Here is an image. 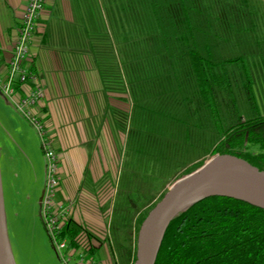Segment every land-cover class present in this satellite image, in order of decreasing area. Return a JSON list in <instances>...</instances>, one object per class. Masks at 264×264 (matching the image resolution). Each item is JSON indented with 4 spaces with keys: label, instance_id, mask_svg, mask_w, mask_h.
<instances>
[{
    "label": "trees",
    "instance_id": "trees-1",
    "mask_svg": "<svg viewBox=\"0 0 264 264\" xmlns=\"http://www.w3.org/2000/svg\"><path fill=\"white\" fill-rule=\"evenodd\" d=\"M53 3L42 40L76 64L89 59L96 94L131 101L129 111L106 102L103 114L126 135L112 225L125 230L133 217L132 242L119 253L134 264L141 221L172 181L214 153L264 169V0H68L71 18ZM60 238L67 254L99 260L103 240L73 216ZM161 241L155 264H264V208L205 196L170 221Z\"/></svg>",
    "mask_w": 264,
    "mask_h": 264
},
{
    "label": "rangeland",
    "instance_id": "rangeland-1",
    "mask_svg": "<svg viewBox=\"0 0 264 264\" xmlns=\"http://www.w3.org/2000/svg\"><path fill=\"white\" fill-rule=\"evenodd\" d=\"M122 96L127 97L125 94L119 95L123 98ZM92 100L95 111L90 114L92 135L87 142L92 153L90 161L83 169L84 190L80 195L84 204L81 211L70 210V215L78 217L77 221L90 229L98 239L103 240L99 260H85L82 250L72 256L68 255L65 249L58 252L51 244L43 219L39 215L38 198L45 178V158L40 136L25 116L17 110L14 111L18 116L13 115L0 99V132L7 133L13 141L10 145L3 143L0 147V167L7 232L17 264H76V260L78 264H87L90 261H93V264H127L119 252L132 242L129 240V233L131 232L132 238L133 217L127 219L125 230L116 228L117 225L114 229L112 225L121 169L125 171L119 144L123 143L124 147L126 135L113 126L109 116L103 114V110L106 102H111L116 108L129 111L131 101L128 98L121 100L114 93H111L107 100L98 93ZM260 102L263 103L264 98L260 99ZM67 145H71V141H68ZM165 179L166 175L157 177L154 182L157 184L156 188L161 186ZM145 194L146 192L144 197ZM98 200L102 203L99 204ZM92 241L99 244L96 239ZM81 258L84 260L80 261Z\"/></svg>",
    "mask_w": 264,
    "mask_h": 264
},
{
    "label": "crops",
    "instance_id": "crops-1",
    "mask_svg": "<svg viewBox=\"0 0 264 264\" xmlns=\"http://www.w3.org/2000/svg\"><path fill=\"white\" fill-rule=\"evenodd\" d=\"M27 0H0V73L5 74L11 57L13 44L17 38L20 16ZM55 0H45L39 16L40 21L30 42L28 66L33 65L35 79L21 83L17 88L18 96L26 94L37 83L42 85L44 96L38 100L32 110L42 117L52 147H56L59 159V199L70 197L72 209L81 211L84 202L80 200L83 193V169L90 161L92 150L87 142L92 135L90 114L95 111L92 97L100 87L99 73L91 68L87 58L79 57L81 66L77 69V60L66 58L60 50L64 49L52 42L42 40V31L46 27L49 12ZM62 16L71 18L70 3L61 0ZM29 69V68H28ZM30 70V69H29ZM18 83V82H17ZM0 99L4 102L3 98ZM10 100V99H9ZM6 107L17 115L13 104ZM12 106V108H11ZM18 116V115H17ZM66 125V126H65ZM65 126V127H64ZM67 128V129H66ZM0 147L3 143L13 142L4 131L0 132ZM71 141V145H67ZM55 144V145H54ZM99 204L102 203L98 200ZM70 215V213H69ZM78 220V217L75 218Z\"/></svg>",
    "mask_w": 264,
    "mask_h": 264
},
{
    "label": "water",
    "instance_id": "water-1",
    "mask_svg": "<svg viewBox=\"0 0 264 264\" xmlns=\"http://www.w3.org/2000/svg\"><path fill=\"white\" fill-rule=\"evenodd\" d=\"M4 102L10 103L0 90ZM232 178L243 186L235 189L213 190L218 180ZM233 182V181H232ZM234 183V182H233ZM44 188L38 198H41ZM212 194L228 195L244 199L264 208V169L252 165L241 156L231 153H214L196 170L172 181L155 205L141 221L137 234L136 259L134 264H155L157 252L170 221L199 199ZM40 215V210H39ZM0 264H17L10 246L5 218L4 190L0 167Z\"/></svg>",
    "mask_w": 264,
    "mask_h": 264
},
{
    "label": "built area",
    "instance_id": "built-area-1",
    "mask_svg": "<svg viewBox=\"0 0 264 264\" xmlns=\"http://www.w3.org/2000/svg\"><path fill=\"white\" fill-rule=\"evenodd\" d=\"M45 5V0H27L24 10L20 16V24L17 30V38L13 44L12 54L8 60V68L5 74L0 73V90L10 99L14 108L25 116L40 136V143L43 147L45 166H44V192L41 198L40 217H42L46 231L52 240L56 251L67 248L65 238H60L61 224L63 219L68 217L72 202L71 198L59 199L57 197L59 186L58 164L59 159L56 150L52 147L46 130V125L42 117L33 110L43 96L44 89L37 83L23 96H18L14 87L15 83H23L27 80H34L35 75L28 69L24 63L30 55V42L38 17ZM69 255V254H68ZM84 260L83 258L80 261ZM87 264H93V261Z\"/></svg>",
    "mask_w": 264,
    "mask_h": 264
},
{
    "label": "bare ground",
    "instance_id": "bare-ground-1",
    "mask_svg": "<svg viewBox=\"0 0 264 264\" xmlns=\"http://www.w3.org/2000/svg\"><path fill=\"white\" fill-rule=\"evenodd\" d=\"M234 183H233V182ZM217 185L213 187V190H226V189H235L237 186L239 187L240 185L243 186L242 182L240 181H235L232 178H225V180H218ZM240 188V187H239Z\"/></svg>",
    "mask_w": 264,
    "mask_h": 264
},
{
    "label": "flooded vegetation",
    "instance_id": "flooded-vegetation-1",
    "mask_svg": "<svg viewBox=\"0 0 264 264\" xmlns=\"http://www.w3.org/2000/svg\"><path fill=\"white\" fill-rule=\"evenodd\" d=\"M43 187V186H42Z\"/></svg>",
    "mask_w": 264,
    "mask_h": 264
}]
</instances>
